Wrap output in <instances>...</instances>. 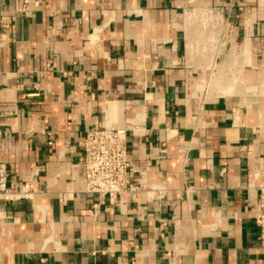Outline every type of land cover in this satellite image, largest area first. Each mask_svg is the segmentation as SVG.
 I'll list each match as a JSON object with an SVG mask.
<instances>
[{
    "label": "crops",
    "instance_id": "obj_1",
    "mask_svg": "<svg viewBox=\"0 0 264 264\" xmlns=\"http://www.w3.org/2000/svg\"><path fill=\"white\" fill-rule=\"evenodd\" d=\"M90 129L139 198L83 192ZM0 169V264H264V0H0Z\"/></svg>",
    "mask_w": 264,
    "mask_h": 264
},
{
    "label": "built area",
    "instance_id": "obj_2",
    "mask_svg": "<svg viewBox=\"0 0 264 264\" xmlns=\"http://www.w3.org/2000/svg\"><path fill=\"white\" fill-rule=\"evenodd\" d=\"M126 146L124 130L90 129L85 132L82 148L85 194L100 200L121 195L136 200L145 193L146 187L139 180L141 171L131 164ZM26 196L25 187L18 193L6 188L5 175L0 169V198L14 201ZM254 224L258 230L257 242L264 250V188L259 190L258 215Z\"/></svg>",
    "mask_w": 264,
    "mask_h": 264
}]
</instances>
